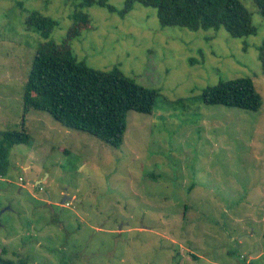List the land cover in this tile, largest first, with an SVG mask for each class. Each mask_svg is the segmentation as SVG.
I'll use <instances>...</instances> for the list:
<instances>
[{
  "label": "rangeland",
  "instance_id": "1",
  "mask_svg": "<svg viewBox=\"0 0 264 264\" xmlns=\"http://www.w3.org/2000/svg\"><path fill=\"white\" fill-rule=\"evenodd\" d=\"M124 0H109L120 9ZM256 33L160 27L154 8L125 15L70 0H0V139L24 130L0 177V254L28 264H264V19L241 0ZM21 3V5L19 4ZM37 10L68 33L78 60L118 65L159 89L150 113L129 111L114 148L24 114L23 86L42 38L26 27ZM249 76L257 110L205 104L204 87Z\"/></svg>",
  "mask_w": 264,
  "mask_h": 264
},
{
  "label": "trees",
  "instance_id": "2",
  "mask_svg": "<svg viewBox=\"0 0 264 264\" xmlns=\"http://www.w3.org/2000/svg\"><path fill=\"white\" fill-rule=\"evenodd\" d=\"M77 13L75 21H84L85 8L98 6L109 12L125 15L135 4L154 8L160 27L189 30L223 28L231 37L240 38L256 33L250 12L241 0H124L120 9L109 0H70ZM264 19V0H252ZM21 5V3H19ZM24 24L43 39L32 59L23 86L24 114L30 110L48 112L62 126L86 132L118 148L123 142L129 111L150 113L159 89L144 86L123 73L118 65L108 70L93 68L78 60L68 38L56 43L49 39L58 21L37 10L28 12ZM258 59L264 70V40L257 46ZM205 104L225 105L257 110L261 96L249 76L220 79L203 88ZM23 129L9 130L0 139V177L6 174L8 152L14 144L26 143ZM0 254V264H28L26 259L14 260Z\"/></svg>",
  "mask_w": 264,
  "mask_h": 264
}]
</instances>
